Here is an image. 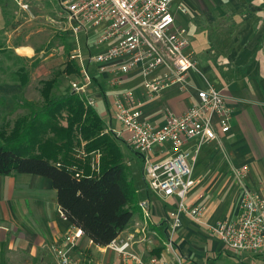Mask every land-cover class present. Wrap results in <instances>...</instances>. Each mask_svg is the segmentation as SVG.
Listing matches in <instances>:
<instances>
[{
	"label": "crops",
	"instance_id": "0c3cea01",
	"mask_svg": "<svg viewBox=\"0 0 264 264\" xmlns=\"http://www.w3.org/2000/svg\"><path fill=\"white\" fill-rule=\"evenodd\" d=\"M63 1L36 0L28 5L23 0H15L19 6L25 4L27 8H44L45 5L52 8L55 15L49 22L57 32H63L62 37L67 38L73 34ZM177 7H183L186 12L181 14ZM39 11L44 13L45 10ZM172 12L175 27L188 39L186 52L196 61L198 72H188L185 90L173 87L156 99L145 102L141 106L142 119L159 127L164 124L168 111L180 115L192 106L196 102V92L207 84L220 91L231 111L229 131L201 146L193 169L197 183L187 194L185 203L203 208L206 224L233 222L238 215L241 194L234 170L245 167L244 185L251 189L259 186L264 189V0H174ZM19 27L16 23L13 27L6 16L0 18V53L11 52L15 60H30L41 47L36 42L45 39H39L45 29L41 24L31 38L27 34L19 37ZM102 30L101 26L87 34L79 32L73 35H82L87 47L91 48L80 47V59L71 60L76 64L79 75L69 77L80 81L83 72H87L91 79L88 97L94 99V109L105 126L108 128L110 125L117 134L114 123L119 132L123 131L113 119L114 95L109 93L125 85L136 93L132 92L135 98H141L143 80L136 73H131L122 85L114 88L109 85L107 71H100L99 65L88 63L89 55L106 48V45L96 47L93 44ZM71 51L68 45L67 52L70 54ZM19 93V84L9 82L0 85L6 118L18 119L28 114L29 111L17 117L16 103L20 100L15 98ZM97 103L99 106L101 103L100 112L96 108ZM14 121L10 122V128ZM193 146L190 143L187 149ZM163 152L166 156L170 153L169 148L165 146ZM129 179L136 191L137 207L116 240L132 237V250L143 259L154 256L171 260L173 255L164 249V242L168 214L175 208L177 199L149 191L142 171L129 175ZM141 201L148 203L145 213L138 207ZM72 228L63 217L56 192L47 179L16 173L0 176V264H58L52 247H66L63 237ZM173 246L182 264H264V251H229L204 225L187 216L181 217ZM107 250L108 247L93 246L88 239L81 237L72 254L81 264H91L98 252L104 254L102 257L106 262L95 264H120L116 254L112 252L108 256Z\"/></svg>",
	"mask_w": 264,
	"mask_h": 264
},
{
	"label": "built area",
	"instance_id": "2783aa9c",
	"mask_svg": "<svg viewBox=\"0 0 264 264\" xmlns=\"http://www.w3.org/2000/svg\"><path fill=\"white\" fill-rule=\"evenodd\" d=\"M174 0H64L66 19L73 35L85 34L103 27L94 41L105 50L89 55L88 63L99 65L109 73V85L117 88L131 73L143 80L141 98L131 91L115 94L112 100L113 119L129 137L133 150L144 157L143 178L153 194L175 197L176 206L168 214V230L164 249L172 259L149 256L143 259L132 250V237L115 240L108 249L116 254L120 264H182L174 252L173 238L180 227L181 217L187 216L204 225L223 246L237 253L264 251V189H251L243 183L245 167L234 170L241 187L238 215L233 222L214 225L203 220V208L185 203L189 191L196 185L193 169L201 146L219 139L229 131L231 111L220 91L207 84L196 92V102L184 113L167 112L163 125L156 127L142 119L141 106L170 88L185 90L189 71L198 72L197 63L186 52L188 39L174 25ZM22 8H27L22 5ZM177 11L184 14L183 7ZM70 60L80 59L78 50H72ZM90 76L86 71L80 81L71 83L70 91L83 97L87 106L95 101L88 97ZM114 134L112 129H109ZM108 133V130L105 131ZM190 143L193 147L187 149ZM170 153L164 156V147ZM148 203L138 207L145 213ZM147 216V214H145ZM82 237L72 228L63 237L66 247L53 246L58 264H81L73 257L76 242Z\"/></svg>",
	"mask_w": 264,
	"mask_h": 264
},
{
	"label": "trees",
	"instance_id": "16d2710c",
	"mask_svg": "<svg viewBox=\"0 0 264 264\" xmlns=\"http://www.w3.org/2000/svg\"><path fill=\"white\" fill-rule=\"evenodd\" d=\"M10 74V81L21 89L29 82L24 68ZM63 74L79 75L74 61L40 81V106L23 98L16 103L29 112L12 128L0 129V176L16 173L47 179L63 217L93 246L105 248L130 222L137 207L136 191L118 144L121 140L104 134V121L95 109L70 90L52 94Z\"/></svg>",
	"mask_w": 264,
	"mask_h": 264
},
{
	"label": "rangeland",
	"instance_id": "374dc122",
	"mask_svg": "<svg viewBox=\"0 0 264 264\" xmlns=\"http://www.w3.org/2000/svg\"><path fill=\"white\" fill-rule=\"evenodd\" d=\"M24 1L28 5H31L36 2V0H23V2ZM43 3L45 2L43 1ZM38 9H43L45 11L44 13H40ZM54 15L55 14L53 13L52 8L46 5L44 6V8L39 6H30L28 8H22V6H19L17 2H15V0H0V18L2 16H6L9 22L12 23L13 27L15 23L19 24L20 27L19 30H17L19 37L24 34H27L32 38V36L35 35L36 30L40 27L41 24L45 29L43 30V33H41V35L39 36V39L41 37H44L45 39H40V42H36L37 44H39V47H41L40 49H38V51H36V54L32 59H22L20 61L16 59V61L14 59V55H12L11 52H3L5 54L0 53V85L7 84L9 82H12L13 84H18L16 82L10 81V73L16 72L19 69L21 70L22 68H24L28 73L29 82L24 88H20V93L16 96L15 99H26L25 97H27V99L31 100V102L34 103L33 105L35 107L41 105V98L39 96L40 81L47 80L51 78L57 71L64 70L66 63L68 62V57L70 55L67 52L68 45L71 46L72 50H79L82 46L86 47L87 49L89 47L91 48V46L87 47L86 42H84L83 36L80 34L75 37L73 35H69L67 36V38L62 37L63 32H57L56 29H54L49 22V19L52 18V16ZM3 32L4 30H2L1 33ZM12 38L14 39L13 35ZM90 43L91 39L89 37V44ZM58 81L59 83L52 91L53 95H59L64 93L65 91L70 90L71 83L78 82L74 77H69L65 74L60 76ZM127 91H131V89L128 90V87H125L124 85V87H120L116 90L110 91L109 94H111L112 96ZM2 101L3 100L0 99V129L3 126L7 127V129H10V122L14 121L16 118H6V113L4 112L5 104ZM100 106L97 103L96 108L99 110V112L101 111ZM16 108L18 110L17 117H20V115H23L28 112V109L24 108L22 105H18V107ZM2 114L4 115V117L2 116ZM113 126H116L115 130L117 134L114 133L115 136H117L118 139L122 141H118V144L124 155V161L128 165L129 175H134L136 173L139 174L140 171H142L143 169V159L139 155H136L132 152L133 148L127 141L128 136L123 132H119V128L115 123ZM109 129H112L110 128V125L108 128L107 126H104V134H109L110 136H112V133ZM106 130H108V133L105 132ZM91 169L93 170V168ZM107 251L109 252L107 255L110 256V253L112 252L110 250ZM102 256H104V254L99 252L96 253V255L91 260V264L106 262V259ZM48 264L55 263L48 262Z\"/></svg>",
	"mask_w": 264,
	"mask_h": 264
},
{
	"label": "water",
	"instance_id": "95a60500",
	"mask_svg": "<svg viewBox=\"0 0 264 264\" xmlns=\"http://www.w3.org/2000/svg\"><path fill=\"white\" fill-rule=\"evenodd\" d=\"M133 152V151H132ZM133 153H135V152H133ZM136 155H139L143 160H144V157L143 156H141L140 154H138V153H135ZM142 174H143V169H142Z\"/></svg>",
	"mask_w": 264,
	"mask_h": 264
}]
</instances>
